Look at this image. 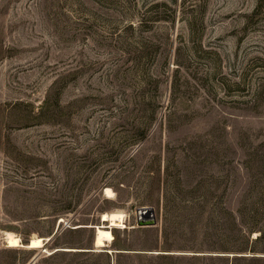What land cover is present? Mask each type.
<instances>
[{"label": "rangeland", "instance_id": "rangeland-1", "mask_svg": "<svg viewBox=\"0 0 264 264\" xmlns=\"http://www.w3.org/2000/svg\"><path fill=\"white\" fill-rule=\"evenodd\" d=\"M262 232L264 0H0V264H264Z\"/></svg>", "mask_w": 264, "mask_h": 264}, {"label": "bare ground", "instance_id": "bare-ground-1", "mask_svg": "<svg viewBox=\"0 0 264 264\" xmlns=\"http://www.w3.org/2000/svg\"><path fill=\"white\" fill-rule=\"evenodd\" d=\"M106 195L108 197H114L115 193L111 188H107ZM125 216H126L125 213L118 211H111L104 215V220L106 221V224L104 223L95 226L97 232L95 238V246L97 248L105 247L108 245V243L113 242V240L115 239L113 228L115 226L117 227L126 226ZM5 239L8 245L11 247L24 245V243L22 242V238L18 234L11 231L6 232ZM48 239L49 237L48 238H44L42 236L32 237L27 246L30 248L45 247V241Z\"/></svg>", "mask_w": 264, "mask_h": 264}, {"label": "water", "instance_id": "water-1", "mask_svg": "<svg viewBox=\"0 0 264 264\" xmlns=\"http://www.w3.org/2000/svg\"><path fill=\"white\" fill-rule=\"evenodd\" d=\"M155 224H156V215L152 207L144 206L138 210V216H137L138 226H152ZM51 238L52 237H49V240H51Z\"/></svg>", "mask_w": 264, "mask_h": 264}, {"label": "trees", "instance_id": "trees-1", "mask_svg": "<svg viewBox=\"0 0 264 264\" xmlns=\"http://www.w3.org/2000/svg\"><path fill=\"white\" fill-rule=\"evenodd\" d=\"M264 237V232H262L261 234H260V238H263ZM258 239H259V237H258Z\"/></svg>", "mask_w": 264, "mask_h": 264}]
</instances>
